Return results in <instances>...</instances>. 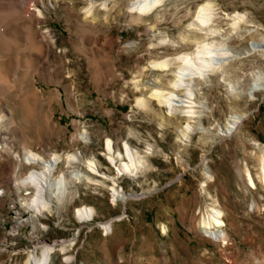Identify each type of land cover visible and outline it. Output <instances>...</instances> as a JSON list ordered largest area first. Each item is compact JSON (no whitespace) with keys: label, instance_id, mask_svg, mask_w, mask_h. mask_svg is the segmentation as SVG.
<instances>
[{"label":"rangeland","instance_id":"1","mask_svg":"<svg viewBox=\"0 0 264 264\" xmlns=\"http://www.w3.org/2000/svg\"><path fill=\"white\" fill-rule=\"evenodd\" d=\"M133 1L24 0L0 26V38L16 39L10 52L0 43V112L16 124L0 125V264H26L60 241L71 244L51 264H264V0H163L146 15ZM197 50L217 68L173 88L177 58L197 62ZM155 93H171V105ZM231 116L240 123L225 133ZM108 140L118 164H129L128 144L136 171L115 170ZM28 152L61 157L44 188L50 212L18 184L43 168L26 164ZM212 209L225 241L204 228ZM116 219L110 234L99 226Z\"/></svg>","mask_w":264,"mask_h":264},{"label":"bare ground","instance_id":"2","mask_svg":"<svg viewBox=\"0 0 264 264\" xmlns=\"http://www.w3.org/2000/svg\"><path fill=\"white\" fill-rule=\"evenodd\" d=\"M161 2H163V0H135V1H133L130 9L136 14L146 15L150 11H152L154 8H156ZM4 5H6L8 7V9H6L7 11H4V9H1ZM23 5H24V0H0V6H1V8H0L1 9L0 10V26H3L2 25L3 23L15 21L17 19V17L22 13L21 8L23 7ZM205 9H206V6L200 7V9L198 10V12L195 16V19L193 22L196 25L198 24V26H200V24L203 26V24L207 21V19L205 18L206 16H204V17L202 16V13H203V11H205ZM0 43L5 48H7L10 52V50L13 48V46L16 45V39L15 38L12 39V38H8V37L7 38H0ZM12 51H13V49H12ZM200 54H202V51L197 50V52H196L197 62L192 61L189 58V56L182 55V56H179L177 58V60H179L181 62V66L178 68V72L175 73V80L172 82L173 88H176L177 86H179V84L182 81H184L183 76L188 75L187 72H190V74H189L190 76L197 75V76L201 77V76H204V74L206 72L213 71L217 68L216 64L207 61L205 58L200 56ZM157 65L165 66V64H157ZM187 65H190V67L189 68L186 67ZM191 67H192V69H191ZM1 80H0V83H1ZM0 85H2V84H0ZM1 88L2 87L0 86V89ZM153 95L159 99L160 103L167 104L168 106L171 105V100H172L171 99V96H172L171 93L170 94L155 93ZM188 95H189L188 99H191L190 97L192 96V93L188 92ZM1 103H3V102H2V99L0 98V104ZM187 112H191V111H187ZM5 118H6V116L0 112V125L3 126L5 124H7L8 127H10L11 125H13V126L16 125L12 116H10L8 119H5ZM240 120H241L240 116H231V119L229 120V123H228L226 130H225V133H231L233 130H235L236 127L238 126V124L240 123ZM187 129H189L188 125L186 127V130ZM106 144H107L106 148H107L108 153H109L108 161L110 162V164L113 165V167L115 168V170L119 174L123 173V172H130L131 173L132 171L137 170L138 165H139V161H136L135 156L133 155V152L127 143L124 144V149H125V154H126L127 158L129 159V164H127V163H124V164L119 163L118 164L117 160L120 158V154H118L117 156L114 155V150L112 148V144H111L110 140H108L106 142ZM7 152H9V151H7ZM2 153H3V147H0V155ZM27 155H28V157H27L28 162H26V164L31 165V164H35L36 162L39 161L43 164V168L41 171L30 170L29 173L27 174V176H25L24 178L19 180L18 184H20L23 187L31 186V187L35 188L36 194H35L34 198L31 200V206L36 212L40 213L44 210L50 212L51 207H50V203H47L45 201V197H44L45 189L44 188L46 187V185L50 181V179H52V177L54 175V171H55V166H57V164L61 161V157L58 155H52L49 160L45 161V160H43V158L38 157L37 155H35L32 152H28ZM66 159H67V162L69 163V165L75 164L76 162H78V157L76 154L68 155L66 157ZM93 161L92 160L87 161V166L89 167V171L92 174L100 176L103 179H105V177H103V175L100 174L98 167L95 165V163ZM78 173H76L74 175H70V178L79 181L80 178H82L83 176H81V174L80 173L78 174ZM261 175H262L263 182H264V154L261 157ZM247 176H248L249 184L255 188V182H254L253 178L249 174ZM85 180L88 183L89 182L91 183V181H92L90 178H88L86 176H85ZM110 180L113 183L112 184L113 186L110 189L111 196H112V202L115 203V202H117L116 201L117 198L121 196L122 190L119 191L118 189H116V185H115L113 178H111ZM56 182H58V184L62 183V185H63L66 182L65 174L61 173L60 178L58 180H56ZM122 197L124 198L123 199L124 201L127 200V198H125L123 195H122ZM76 213H77V216L79 219H82V220L88 219L89 221H92L94 219L95 214H96L95 210L92 208H80V209L76 210ZM116 221H118V219L107 221L105 223H99V226L102 229H104V231L106 233L110 234L113 232V225ZM203 225H204V228L207 229V233L209 234L208 237H210L211 239H214V240L219 241V242L226 240V235H225L224 230H223L225 223L223 221V214L220 210L212 209L211 213L209 214L208 220H203ZM68 243L71 244V241H60V242L54 243V244H45L44 243L43 245L40 246V254L39 255H38L37 251H35V249H36V247H35L28 254L29 257L27 258L26 264H51L53 254L57 251L66 252L67 251L66 247L68 246L67 245Z\"/></svg>","mask_w":264,"mask_h":264}]
</instances>
